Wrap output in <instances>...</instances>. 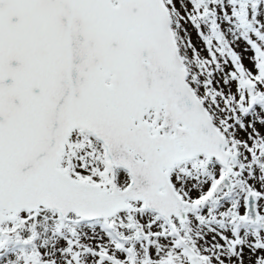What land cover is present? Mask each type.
Segmentation results:
<instances>
[{
    "label": "snow or ice",
    "instance_id": "obj_1",
    "mask_svg": "<svg viewBox=\"0 0 264 264\" xmlns=\"http://www.w3.org/2000/svg\"><path fill=\"white\" fill-rule=\"evenodd\" d=\"M0 264H264V0H0Z\"/></svg>",
    "mask_w": 264,
    "mask_h": 264
}]
</instances>
